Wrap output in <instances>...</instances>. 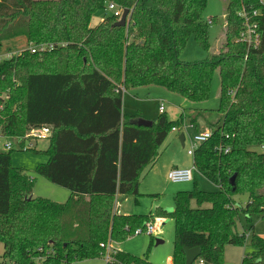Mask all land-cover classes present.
I'll list each match as a JSON object with an SVG mask.
<instances>
[{"label": "trees", "instance_id": "1", "mask_svg": "<svg viewBox=\"0 0 264 264\" xmlns=\"http://www.w3.org/2000/svg\"><path fill=\"white\" fill-rule=\"evenodd\" d=\"M208 1L110 0L129 10L127 26L116 27L119 18L112 15L92 27L105 0H0V45L23 37L30 47H53L41 54L29 48L0 61V134L21 139L32 129L53 127L42 152L49 159L36 172L71 192L65 203L33 197L35 181L13 166L14 147H0L1 264L101 259L102 244H119L156 218L174 221L173 264H186L184 248L201 249L194 264H225L227 246L246 245L252 215L264 219V153L252 150L264 148V2L227 0L219 54L182 62L191 37L204 51L211 49L210 27L220 19L203 20ZM242 10L250 17L260 12L252 19L258 23L257 46L239 41ZM217 72L214 112L221 117L206 119L212 135L194 157L197 172L217 190H200L194 178L193 191L176 194L173 212L119 214L117 196L140 195L141 175L156 165L170 132L197 127L201 116L184 111L171 121L164 112L152 127H136L131 121L142 117L124 114L123 91L158 86L203 103ZM242 195L248 196L243 208L236 200ZM240 213L249 224L243 232L237 230ZM250 246L242 264H264V238L254 235ZM112 258L111 264H153L123 251Z\"/></svg>", "mask_w": 264, "mask_h": 264}, {"label": "rangeland", "instance_id": "2", "mask_svg": "<svg viewBox=\"0 0 264 264\" xmlns=\"http://www.w3.org/2000/svg\"><path fill=\"white\" fill-rule=\"evenodd\" d=\"M264 2V0H262ZM105 10L98 11L91 21V26L95 27L101 23L106 16H112L113 12L109 10L110 0H105ZM227 0H209L206 10L202 16L203 20L208 22L213 17H218L220 22L210 27V45L209 52L204 51L199 47L194 37H191L183 51L180 60L182 62L193 63L203 62L211 56L219 54L223 44L225 43V26L223 15ZM222 20V21H221ZM30 48L29 43L23 37L8 40L0 45V61L8 55L11 58ZM8 58V59H9ZM219 93H220V77L218 72L215 74L211 94L208 101L203 103H191L181 96L167 91L158 86H148L140 89L129 90L124 93L123 112L127 115H138L147 120H154L161 114L159 107L163 104L165 112L171 121L179 120L181 114L185 111L192 115L200 114L197 120V127L190 128L185 125L176 127L182 130L180 133L170 132L166 142L160 148V158L156 165L150 166L144 170L140 178V195L138 197L128 196L122 200V212L127 215L149 216L156 209L161 208L168 212H173L175 203L174 198L179 192L193 191L194 182L189 183H172L168 179V173L173 164L187 163L192 167L193 159L188 155L187 150L183 147L180 136L184 134L189 140L197 132L209 129L206 119L210 122H215L219 116L215 110L219 108ZM199 130V131H198ZM28 134V133H27ZM26 134V135H27ZM26 135L21 139H7L0 134V147L5 150V144L10 141L13 143L14 152H12L13 166L25 170L27 175L32 178L35 183L32 196L41 197L51 201L65 203L71 196V192L60 188L40 176L36 172L39 164L47 162V157L42 153L49 146L48 141L36 140L35 147L31 151L19 150V141L25 143ZM28 144V143H27ZM253 151L264 153V148L253 147ZM199 189L206 192L217 190V186L204 178L199 172L194 173ZM236 200L243 207L248 202V196L242 195L236 197ZM195 205V203H194ZM162 220V221H158ZM157 221V222H156ZM157 231L153 237L148 235L130 236L125 241L119 243V248L133 256L146 258L153 264H169V258L174 256V239H175V224L172 219L156 218ZM252 224L254 231L248 230L246 245L244 247L227 246L225 251V264H242L243 258L247 253L252 251L251 241L254 235L264 238V219L258 215H252ZM248 222L243 213H240L237 230L243 232L244 229H249ZM162 231V233H160ZM4 253V245L0 243V264ZM103 259L92 260L82 264H104Z\"/></svg>", "mask_w": 264, "mask_h": 264}, {"label": "built area", "instance_id": "3", "mask_svg": "<svg viewBox=\"0 0 264 264\" xmlns=\"http://www.w3.org/2000/svg\"><path fill=\"white\" fill-rule=\"evenodd\" d=\"M109 10L113 12V15L119 20L123 16V10L118 9L114 4L109 5ZM240 16L244 19V30L242 31L239 41L242 43H246L249 46H257L259 44V34L257 32L258 30V23L255 21L252 22V19H256L260 16L259 11H254L252 17H250V14L246 10H242L240 13ZM32 53H43L47 50L52 49V46L49 45H40V46H31ZM126 92L125 90L123 91ZM160 113L165 112V107L162 104L159 107ZM187 127V126H185ZM178 131L177 128L173 129V132ZM53 134V127L51 126H44L39 129H32L28 132L26 135L24 146L21 148L22 151H29L30 149H33L35 147V141L36 140H48ZM211 131L209 129H205L204 131L197 132L193 137H189L188 143V155L195 157L196 150L199 148L200 145L207 142L211 138ZM187 139V138H186ZM23 140V139H21ZM21 140L19 141V144H21ZM28 143V144H27ZM5 150L10 151L14 146L13 143L8 141L5 144ZM230 149L225 150V153H228ZM197 172V169L195 165H193L190 169H179L175 168L172 169L168 174V179L172 183H189L194 181V173ZM157 231L156 222H149L145 229H137L133 235L139 236V235H148V236H154ZM102 248L105 249V254L102 255L101 259L104 260V264H111L113 262L112 255L115 254L117 251L115 242H109L106 245L102 244ZM200 264H203V261L200 262Z\"/></svg>", "mask_w": 264, "mask_h": 264}, {"label": "water", "instance_id": "4", "mask_svg": "<svg viewBox=\"0 0 264 264\" xmlns=\"http://www.w3.org/2000/svg\"><path fill=\"white\" fill-rule=\"evenodd\" d=\"M128 16H129V10H125L122 18L115 24V26L116 27H126L127 23H128V21H127ZM131 124L136 126V127L150 128L153 126V121L147 120L144 118H137V119L132 120ZM184 140H185V135L182 134L180 136V141H181L183 147H184ZM235 178H236V176L232 177V179H231V183L233 186H235ZM184 252L186 255V264H194L201 255V249L200 248H194V249L184 248Z\"/></svg>", "mask_w": 264, "mask_h": 264}, {"label": "crops", "instance_id": "5", "mask_svg": "<svg viewBox=\"0 0 264 264\" xmlns=\"http://www.w3.org/2000/svg\"><path fill=\"white\" fill-rule=\"evenodd\" d=\"M223 17H224V15H223ZM102 22V21H101ZM10 56L8 55L5 59H8ZM145 119V118H144ZM210 130V129H209ZM182 130H179V131H176L175 133H180ZM199 131V130H198ZM200 132V131H199ZM49 140V139H48ZM48 140H46V141H48ZM45 141V140H44ZM49 142V141H48ZM188 146H189V143H188V140L186 139V136H185V140H184V148L187 150L188 149ZM48 148V147H47ZM47 150V149H46ZM188 153V152H187ZM190 156V155H189ZM47 157V156H46ZM192 157V156H191ZM48 157H47V161H48ZM192 159H193V164H192V167H193V165H194V157H192ZM46 163V162H45ZM192 167H189L188 165H187V163H183V164H173L172 165V168L170 169V171L172 170V169H175V168H179V169H190V168H192ZM169 171V172H170ZM169 174V173H168ZM125 198H123V197H121V196H117V198H116V203H115V210L119 213V214H124V215H127V212L126 213H124V212H122V200H124ZM126 200V199H125ZM124 200V201H125ZM153 214V213H152ZM158 221H162V220H158ZM157 222V221H156ZM160 233H162V231H160ZM151 237H153V236H151ZM116 244V248H117V250H119V251H122L120 248H119V244H117V243H115ZM169 264H173V258H169Z\"/></svg>", "mask_w": 264, "mask_h": 264}]
</instances>
